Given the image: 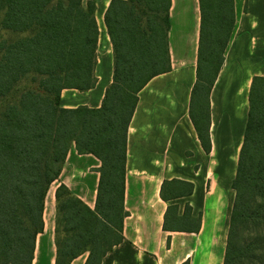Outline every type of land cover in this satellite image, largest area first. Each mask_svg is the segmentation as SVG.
<instances>
[{
  "label": "trees",
  "instance_id": "obj_1",
  "mask_svg": "<svg viewBox=\"0 0 264 264\" xmlns=\"http://www.w3.org/2000/svg\"><path fill=\"white\" fill-rule=\"evenodd\" d=\"M196 81L190 117L209 148V95L224 63L235 24L234 0H198ZM171 0H110L104 23L113 53L112 81L99 107H63V89L96 84L99 28L88 0H0V100L29 78L18 98L0 111V264H31L36 235L44 228L45 196L58 179L67 152L100 160L94 208L63 183L55 191L56 263L88 252L100 264L123 239L127 131L138 92L171 69L168 49ZM192 183L164 180L165 201L189 195ZM234 197L222 264H264V75L252 77L248 111L231 182ZM200 217L169 203L163 230L198 231ZM167 244H169V237Z\"/></svg>",
  "mask_w": 264,
  "mask_h": 264
},
{
  "label": "crops",
  "instance_id": "obj_2",
  "mask_svg": "<svg viewBox=\"0 0 264 264\" xmlns=\"http://www.w3.org/2000/svg\"><path fill=\"white\" fill-rule=\"evenodd\" d=\"M87 1L82 0L83 5ZM93 1L99 28L96 84L85 91L63 89V107H99L112 81V45L104 23L110 0ZM234 8L235 24L224 63L209 95V148L205 149L189 113L196 81L199 1L171 0L167 33L171 69L151 78L138 92L127 131V215L123 239L106 253L100 264H217L220 237L218 264L223 263L231 204L229 189L247 119L249 86L254 75H264V0H234ZM99 166L95 155L80 154L74 144L70 146L59 177L50 184L45 196L44 228L36 235L31 264H57V186L65 184L93 209ZM171 179L191 182L192 192L163 200L162 183ZM169 203L178 205L179 214L188 203L191 215L200 217L198 231L163 230ZM87 255L88 252L80 254L70 264H84Z\"/></svg>",
  "mask_w": 264,
  "mask_h": 264
},
{
  "label": "rangeland",
  "instance_id": "obj_3",
  "mask_svg": "<svg viewBox=\"0 0 264 264\" xmlns=\"http://www.w3.org/2000/svg\"><path fill=\"white\" fill-rule=\"evenodd\" d=\"M0 36L3 38L9 39V38H14V37L19 36V35L12 33V32H9V31H6V30L2 29L0 26ZM28 85H30L29 78H25V79L21 80L20 83L17 85V87L8 96H6L2 100H0V111L7 102H11V101L16 100L18 98L20 92L23 90V88L28 86ZM235 170H236V164L233 166V171H234L233 174H235ZM224 177L225 176H223L221 180H224ZM229 194H230L229 197H230V201H231L230 203L232 204V200L234 197V190L229 189ZM231 204H230V210H231Z\"/></svg>",
  "mask_w": 264,
  "mask_h": 264
},
{
  "label": "bare ground",
  "instance_id": "obj_4",
  "mask_svg": "<svg viewBox=\"0 0 264 264\" xmlns=\"http://www.w3.org/2000/svg\"><path fill=\"white\" fill-rule=\"evenodd\" d=\"M221 244H222V238L220 237L219 240H218V244H217V248H216V256H217V264H218V261H219V258L221 257L220 256V250H221Z\"/></svg>",
  "mask_w": 264,
  "mask_h": 264
}]
</instances>
